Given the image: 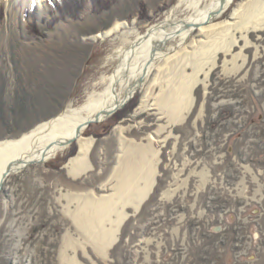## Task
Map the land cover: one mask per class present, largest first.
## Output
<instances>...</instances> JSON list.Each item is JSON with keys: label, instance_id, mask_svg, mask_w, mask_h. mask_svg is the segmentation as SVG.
Here are the masks:
<instances>
[{"label": "rangeland", "instance_id": "374dc122", "mask_svg": "<svg viewBox=\"0 0 264 264\" xmlns=\"http://www.w3.org/2000/svg\"><path fill=\"white\" fill-rule=\"evenodd\" d=\"M178 1L46 0L39 6L36 0H0V140L102 90L117 62L113 50L127 45L122 34L132 39L146 31ZM242 1L234 0L214 21L228 20L229 33L209 38L196 30L184 44L183 53L192 55L201 43H224L218 53L206 47L198 60L203 70L183 121L168 123L153 104L160 85L176 76L157 61L143 89L83 131L94 137L85 170L69 172L78 152L74 141L9 175L0 191V264H69L64 250L82 264H264V26L236 27L232 11ZM187 13L176 8L178 17ZM116 21L128 26L97 36ZM176 66L192 72V64ZM149 83L150 99L141 104ZM150 134L155 139L149 141ZM120 138L150 144L155 172L143 200L118 204L126 216L103 255L71 213L82 203L79 195L112 193Z\"/></svg>", "mask_w": 264, "mask_h": 264}, {"label": "bare ground", "instance_id": "6f19581e", "mask_svg": "<svg viewBox=\"0 0 264 264\" xmlns=\"http://www.w3.org/2000/svg\"><path fill=\"white\" fill-rule=\"evenodd\" d=\"M45 1L36 0L39 6L43 5ZM233 3L234 0H179L162 20L149 25L146 31L136 33L132 39H128L127 33H123L122 38L127 41V45L113 50L117 62L102 90L89 94L86 101L80 106H69L59 114L40 122L16 138L0 140V178L9 164L12 166V172H16L31 165V163H43L53 158L60 149L68 146L62 143L76 135L75 132L79 125L93 119L97 114H100L101 120L105 119L103 112L119 106L125 97L129 99L132 93L137 92L140 88L143 89L142 86L149 79L157 61H162L171 71L174 70L176 76L170 77L165 86L160 85L159 93L153 104L159 107L168 123L174 124L183 121L192 106V90L197 84L198 74L203 70V65H200L198 60L207 55L206 47L213 53L224 43L219 41L220 39L210 41L209 45L201 43L198 51L194 50L193 53L191 51L192 55H190L194 57L193 62L187 59L190 56L189 53H183L185 52L183 51L184 44L196 30L207 34L209 38L229 33L231 25L228 20L214 21L229 10ZM236 6L233 8L232 15L239 17L236 24L238 29H243L242 27L246 29L248 24H251L253 28L264 26V13L262 11L264 0H246ZM180 7L188 10L184 17L176 15V8ZM184 24H188L189 27H184ZM127 26L126 21H116L108 30L99 32L97 36L104 38ZM167 44H172V46L168 51H165L163 47ZM152 49H154L153 52ZM151 54L153 58L146 65ZM111 58L112 55L108 56L106 62H109ZM209 58L211 59V56ZM181 63L184 66L192 64V72L190 74L177 72L176 65ZM145 66L144 80L140 85H137V80ZM155 79L157 81L156 76L153 80ZM150 92L151 84L149 83V85L144 86L141 104L146 103ZM84 130L85 128L81 129L75 140L78 144V152L68 162L69 172L73 174H78L86 169L87 156L94 143V137L83 135ZM122 138L119 139V142L123 151L119 155L118 166L112 172V177H114V182L111 184L112 193L100 197L90 194L79 195L78 199L82 203L71 213L74 223L80 227L78 230L87 234V238L94 248L103 255L107 247L116 240V234L126 216L118 204L125 205L132 201L140 202L143 200L150 191L155 172L152 160L149 161L148 158V154L151 152L150 144L141 147L135 145L132 140L126 141ZM151 139H155V137L150 134L149 141ZM153 155H157V152ZM28 162L31 163L27 164ZM114 213L117 217L115 219L112 218ZM107 221L109 227L106 226ZM71 240L68 239L69 243L66 242V246L71 245L74 239ZM65 251L62 253L63 261L67 260L69 264H82L75 255L69 257Z\"/></svg>", "mask_w": 264, "mask_h": 264}, {"label": "water", "instance_id": "95a60500", "mask_svg": "<svg viewBox=\"0 0 264 264\" xmlns=\"http://www.w3.org/2000/svg\"><path fill=\"white\" fill-rule=\"evenodd\" d=\"M184 27H189V25L188 24H184ZM154 51V49H152V52ZM152 54L149 56V58H148V61H147V63H146V65H148L150 62H151V60H152ZM146 74V66L143 68V72H142V74H141V76L138 78V80H137V85H140L142 82H143V80H144V75ZM135 93V92H134ZM134 93H132L131 94V96H130V98H132L133 97V95H134ZM129 98V99H130ZM128 99V97L126 98H124V100L122 101V103L118 106H116L115 108H113L112 110H110V111H106V112H103V116L105 117V119L107 118V117H109V116H111L112 114H114L118 109H120V108H122L125 104H126V102L129 100ZM104 120V119H103ZM100 121H102L101 119H100V114H97L93 119H90V120H88L86 123H84V124H81V125H79L78 127H77V129H76V135L74 136V137H72V138H69V139H67V140H65L62 144H67V145H70L71 143H73L75 140H76V137H77V135H79V133L81 132V129L82 128H87L91 123H97V122H100ZM31 162H28L27 164H30ZM32 164V163H31ZM12 172V166H11V164H9L5 169H4V172L2 173V175H1V178H0V191L2 190V188H3V185H4V181L6 180V177L7 176H9L10 175V173Z\"/></svg>", "mask_w": 264, "mask_h": 264}, {"label": "trees", "instance_id": "16d2710c", "mask_svg": "<svg viewBox=\"0 0 264 264\" xmlns=\"http://www.w3.org/2000/svg\"><path fill=\"white\" fill-rule=\"evenodd\" d=\"M1 12H3V7H2V5H1V3H0V13ZM2 17V16H1Z\"/></svg>", "mask_w": 264, "mask_h": 264}]
</instances>
